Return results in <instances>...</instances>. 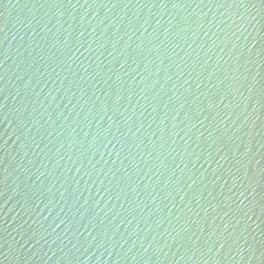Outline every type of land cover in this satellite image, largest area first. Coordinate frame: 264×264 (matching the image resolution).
<instances>
[{"label": "water", "instance_id": "95a60500", "mask_svg": "<svg viewBox=\"0 0 264 264\" xmlns=\"http://www.w3.org/2000/svg\"><path fill=\"white\" fill-rule=\"evenodd\" d=\"M0 264H264V0H0Z\"/></svg>", "mask_w": 264, "mask_h": 264}]
</instances>
